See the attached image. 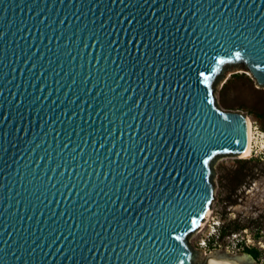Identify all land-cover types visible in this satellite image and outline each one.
Segmentation results:
<instances>
[{"label": "water", "instance_id": "1", "mask_svg": "<svg viewBox=\"0 0 264 264\" xmlns=\"http://www.w3.org/2000/svg\"><path fill=\"white\" fill-rule=\"evenodd\" d=\"M234 69L264 87V0H0V264H196Z\"/></svg>", "mask_w": 264, "mask_h": 264}, {"label": "rangeland", "instance_id": "2", "mask_svg": "<svg viewBox=\"0 0 264 264\" xmlns=\"http://www.w3.org/2000/svg\"><path fill=\"white\" fill-rule=\"evenodd\" d=\"M215 97L222 109L239 111L252 121L254 148L249 158L224 155L214 163L212 218L204 231L201 226L189 237L191 247L198 251L194 261L199 264L207 257L199 241L221 229V239L216 243L214 238L208 250L246 255L251 264H264V87L258 85L249 70L234 69L219 79ZM251 190L254 191L250 193ZM216 222L220 227L214 226ZM233 234L239 237L235 242L228 238ZM212 235L215 237V233ZM246 249L257 250L258 256L249 255Z\"/></svg>", "mask_w": 264, "mask_h": 264}, {"label": "bare ground", "instance_id": "3", "mask_svg": "<svg viewBox=\"0 0 264 264\" xmlns=\"http://www.w3.org/2000/svg\"><path fill=\"white\" fill-rule=\"evenodd\" d=\"M248 120V136H249V142H248V147L246 149V151L240 153V157L241 158H249L252 153H253V140H254V131H253V123L252 121L247 117ZM254 191V190H253ZM252 190L250 191V193L253 192ZM255 193V192H254ZM212 210V209H211ZM211 213V211H210ZM211 214L208 215V217L204 220V223L202 225V230H204V228L207 226L208 222L210 221V219L212 218V216H210ZM227 256L229 257H217V256H211L210 258V264H251L250 260L247 258L246 255L244 256H237L236 258H230V256H232L229 252H226ZM206 255H210L207 254Z\"/></svg>", "mask_w": 264, "mask_h": 264}, {"label": "built area", "instance_id": "4", "mask_svg": "<svg viewBox=\"0 0 264 264\" xmlns=\"http://www.w3.org/2000/svg\"><path fill=\"white\" fill-rule=\"evenodd\" d=\"M214 226H216V227H220V222H216V223L214 224ZM214 228H215V227H214ZM203 231H204V230H203ZM203 231H202V232H203ZM213 233H215V237H213V235H212ZM213 233H210V235H209V234H206V237H203V238L199 241V245H200V247L203 248V249H205L206 253H207V251L211 252V251L208 250V249H209V247H210L212 241L214 240V238L216 239V240H214V241H216V243L219 242V240H220L221 237H222L223 230L220 229V230L218 231V229H216V230H214ZM228 238L231 240V242H235L239 237H238L237 234H233V235L228 236ZM232 238H233V239H232Z\"/></svg>", "mask_w": 264, "mask_h": 264}, {"label": "trees", "instance_id": "5", "mask_svg": "<svg viewBox=\"0 0 264 264\" xmlns=\"http://www.w3.org/2000/svg\"><path fill=\"white\" fill-rule=\"evenodd\" d=\"M246 252H247L249 255L253 256V257H257V256H258V252H257V250H255V249H246Z\"/></svg>", "mask_w": 264, "mask_h": 264}]
</instances>
